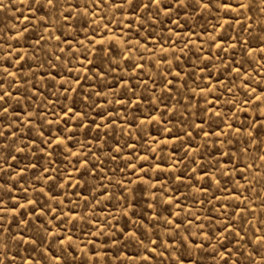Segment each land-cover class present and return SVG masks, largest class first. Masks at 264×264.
<instances>
[{"label": "rangeland", "instance_id": "1", "mask_svg": "<svg viewBox=\"0 0 264 264\" xmlns=\"http://www.w3.org/2000/svg\"><path fill=\"white\" fill-rule=\"evenodd\" d=\"M209 2L0 0V264H264V0Z\"/></svg>", "mask_w": 264, "mask_h": 264}, {"label": "snow or ice", "instance_id": "2", "mask_svg": "<svg viewBox=\"0 0 264 264\" xmlns=\"http://www.w3.org/2000/svg\"><path fill=\"white\" fill-rule=\"evenodd\" d=\"M125 3H131V0H124ZM59 3V0H47V4L49 6H51L52 8H56L57 4ZM140 7L144 8V9H150L151 7H156V8H160L161 7V0H142L141 5H139ZM211 6V0L209 3H203L202 7H210ZM225 7H229L231 8V5H224ZM7 5L4 4H0V8H6ZM239 8H247L249 7L248 4H240L238 5ZM71 14V13H69ZM249 51H252L251 49ZM237 72H239V69H236ZM14 75V73L12 74ZM167 87V85H166ZM169 91H171L169 89ZM255 91V90H253ZM11 92H3V94H0V110L7 112V109L3 107L4 104H7L9 101L5 99V97H11ZM262 96H264V92H262ZM260 98V97H257ZM66 114V113H65ZM213 115H216V113H213ZM249 135L251 136L252 133H249ZM60 142L63 143V139L59 138ZM244 151H247V149H245ZM222 155H224V153H222ZM231 225H225V229L227 230L228 228H230ZM235 231V229H233V232ZM70 239V238H69ZM205 239H209V237L207 236V233H205ZM254 245H259L258 248H256V252H259L261 249H264V234L257 236L255 241H253ZM250 255H255V253H251ZM55 259H59V257H56ZM259 259L261 261H264V255H261L259 257ZM177 264H184L183 260H180L179 258L177 259ZM190 264H197V261L194 258H190ZM225 264H229V261H225ZM251 264H256L255 260L251 261Z\"/></svg>", "mask_w": 264, "mask_h": 264}]
</instances>
